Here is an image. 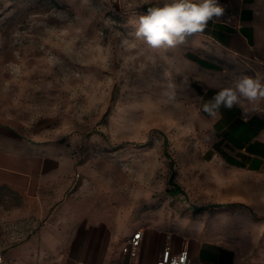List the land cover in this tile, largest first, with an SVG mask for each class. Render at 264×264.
<instances>
[{
    "label": "rangeland",
    "instance_id": "1",
    "mask_svg": "<svg viewBox=\"0 0 264 264\" xmlns=\"http://www.w3.org/2000/svg\"><path fill=\"white\" fill-rule=\"evenodd\" d=\"M156 1L0 0V120L71 153L78 174L65 198L101 200L110 220L229 242L264 264V168L214 156L235 151L206 122L201 92L211 81L182 45L154 50L136 39ZM172 174L184 192H171ZM42 211L0 185V264L48 226Z\"/></svg>",
    "mask_w": 264,
    "mask_h": 264
},
{
    "label": "crops",
    "instance_id": "2",
    "mask_svg": "<svg viewBox=\"0 0 264 264\" xmlns=\"http://www.w3.org/2000/svg\"><path fill=\"white\" fill-rule=\"evenodd\" d=\"M167 2L157 0L151 8ZM219 3L226 9L222 20L210 22L204 33L189 37L181 47L211 81L203 86L201 107L235 77H264V0ZM252 109L247 103L231 110L221 107L215 117L202 111L213 134L226 149L235 151L214 156L219 154L226 163L253 173L264 168V107ZM77 174L70 152H55L52 142H33L20 128L0 120V185L18 190L30 208L43 210L49 220L40 234L7 252L8 264H155L166 248L174 252L187 248L193 264H254L229 242L131 220H110L106 214L112 208L105 209L101 200L89 206L69 200ZM139 228L143 229L141 245L132 255L123 247Z\"/></svg>",
    "mask_w": 264,
    "mask_h": 264
},
{
    "label": "clouds",
    "instance_id": "3",
    "mask_svg": "<svg viewBox=\"0 0 264 264\" xmlns=\"http://www.w3.org/2000/svg\"><path fill=\"white\" fill-rule=\"evenodd\" d=\"M225 11L219 0H170L139 17L135 37L154 50L174 49L185 44L189 37L204 33L210 22L221 21ZM175 89L176 84L169 83L165 95L175 99ZM262 102L264 77L241 75L203 101L202 108L215 117L221 107L231 110L245 103L253 105V111H261Z\"/></svg>",
    "mask_w": 264,
    "mask_h": 264
},
{
    "label": "built area",
    "instance_id": "4",
    "mask_svg": "<svg viewBox=\"0 0 264 264\" xmlns=\"http://www.w3.org/2000/svg\"><path fill=\"white\" fill-rule=\"evenodd\" d=\"M143 229L139 228L136 230L129 238H127L124 245V250L130 252L132 255L138 253L141 239H142ZM79 264H89L86 262H80ZM122 264H135L133 262L122 263ZM155 264H193L187 248H182L178 252L172 251L170 248L164 249L162 254L158 257Z\"/></svg>",
    "mask_w": 264,
    "mask_h": 264
},
{
    "label": "trees",
    "instance_id": "5",
    "mask_svg": "<svg viewBox=\"0 0 264 264\" xmlns=\"http://www.w3.org/2000/svg\"><path fill=\"white\" fill-rule=\"evenodd\" d=\"M170 181L174 184V188L171 190L173 194H176L178 192H184V189L179 185V183L175 182L173 174L171 175ZM224 204H225L224 202H220L215 205H224Z\"/></svg>",
    "mask_w": 264,
    "mask_h": 264
},
{
    "label": "bare ground",
    "instance_id": "6",
    "mask_svg": "<svg viewBox=\"0 0 264 264\" xmlns=\"http://www.w3.org/2000/svg\"><path fill=\"white\" fill-rule=\"evenodd\" d=\"M264 233V232H263ZM264 241V240H263ZM264 244V243H263ZM1 257V256H0Z\"/></svg>",
    "mask_w": 264,
    "mask_h": 264
}]
</instances>
